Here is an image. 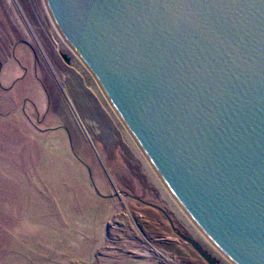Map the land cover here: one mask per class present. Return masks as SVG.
Segmentation results:
<instances>
[{"label": "water", "instance_id": "water-1", "mask_svg": "<svg viewBox=\"0 0 264 264\" xmlns=\"http://www.w3.org/2000/svg\"><path fill=\"white\" fill-rule=\"evenodd\" d=\"M46 2L205 235L264 264V0Z\"/></svg>", "mask_w": 264, "mask_h": 264}, {"label": "rangeland", "instance_id": "rangeland-1", "mask_svg": "<svg viewBox=\"0 0 264 264\" xmlns=\"http://www.w3.org/2000/svg\"><path fill=\"white\" fill-rule=\"evenodd\" d=\"M20 1L24 11L0 0V264H209L123 190L164 208L217 264H232L163 191L82 59L58 70L61 35L41 0L48 36L25 21ZM15 36L25 40L23 64L9 70Z\"/></svg>", "mask_w": 264, "mask_h": 264}, {"label": "flooded vegetation", "instance_id": "flooded-vegetation-1", "mask_svg": "<svg viewBox=\"0 0 264 264\" xmlns=\"http://www.w3.org/2000/svg\"><path fill=\"white\" fill-rule=\"evenodd\" d=\"M14 1L16 3L15 5L18 6V8L21 7L22 11H24V7L21 4V1L20 0H14ZM24 2H25V5L27 6L26 9H28V13H31V14H29L28 17L26 15L24 16L25 21L28 22L30 27H33V25H34L39 31H41L43 34H46V36H48V33H45V31H44V27H45L46 23L44 21V18H42V14H41V10H40L41 8H40V4H39L40 1L39 0H24ZM41 3H42V6H44L45 12H47L49 14L50 18H51L52 26L54 28L55 34L58 33L59 35H61V37H59L56 34V36L58 37L59 47L57 48V53L52 55V59L54 60L56 67L58 68V70H62L64 68L62 63H64L66 65V67L68 68V70H71V69L75 70L77 64L75 63L74 58L79 60L80 57H78L77 54H75L73 52L72 48L70 47L71 46L70 43L60 33V31L58 30L57 26L55 25V23L53 21V18H52V15H51V13H50V11L48 9L46 0H41ZM0 40H1V38H0ZM24 41H25L24 38H21V37H18V36L17 37L15 36V38L13 39V43L11 44V47L9 49V53L6 56V58L4 59L7 69L10 70L11 68H14L15 65H20L21 66L23 64L22 59H21V57H22L21 50H22V44L25 43ZM31 46L36 50V48L33 45H31ZM0 48L3 49L1 47V42H0ZM9 70H8V72H10ZM10 75L11 74H9V76ZM20 79H22V77L21 78L20 77H15L14 78V81H15L14 83H17ZM2 87H4V85ZM114 190H115V188H114ZM115 192H116V190H115ZM123 193L125 194V196H127L131 200H134L136 203L140 202L143 205H145V206H147L149 208H152L155 211H158L159 213H161L165 217L167 222L169 223L171 229L176 234H178L179 236L182 234V235L194 238L190 234H185L183 229L175 224V222L170 217V215L166 212V210L164 208H162L161 206H159L158 204L146 201L143 198H140V197H138V196L134 195L133 193H131L129 191H126V190H123ZM196 240H198V239H196Z\"/></svg>", "mask_w": 264, "mask_h": 264}, {"label": "bare ground", "instance_id": "bare-ground-1", "mask_svg": "<svg viewBox=\"0 0 264 264\" xmlns=\"http://www.w3.org/2000/svg\"><path fill=\"white\" fill-rule=\"evenodd\" d=\"M58 28V27H57ZM58 30L60 31V29L58 28ZM61 33V32H60ZM83 65V64H82ZM83 67V66H82ZM92 88L95 90V92L105 101H107L108 105L110 106L111 110L116 114L117 118H119L122 123H123V130L124 133L126 135V137L128 138V140L131 142V144L134 146V148L137 150V152L141 155V157L143 158V160L145 161L144 163H146V165L148 166V169L157 177V180L159 179L162 187H163V191H166L169 199L172 200V202H174V204L176 205V208H179V211H181V213L186 217L185 219H189L191 222H193L194 224V220L192 219V217L189 215V213L185 210V208L183 207V205L176 199V197L172 194V192L170 191V189L166 186L162 176L158 173V171L156 170L154 164L151 162L150 158L147 156V154L145 153V151L143 150V148L141 147V145L138 143V141L136 140L135 136L133 135V133L131 132V130L129 129V127L127 126V124L123 121V119L121 118L120 114L118 113V111L116 110L115 106L113 105V103L111 102V100L109 99L108 95L106 94L105 90L103 89V87L101 86V84L99 83V81L95 78L92 82ZM149 171V172H150ZM203 233V232H202ZM210 241V240H209ZM219 249V248H218ZM220 250V249H219ZM221 251V250H220ZM222 252V251H221ZM223 253V252H222ZM224 254V253H223ZM224 257H226L225 259L228 261H230L232 264H235L230 258H228L225 254L223 255ZM225 260V261H226ZM228 263V262H227Z\"/></svg>", "mask_w": 264, "mask_h": 264}]
</instances>
